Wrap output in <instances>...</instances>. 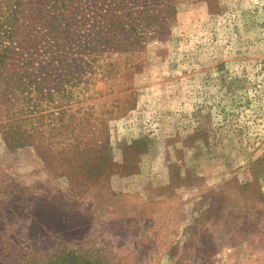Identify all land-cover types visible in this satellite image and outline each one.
<instances>
[{
  "label": "rangeland",
  "instance_id": "obj_1",
  "mask_svg": "<svg viewBox=\"0 0 264 264\" xmlns=\"http://www.w3.org/2000/svg\"><path fill=\"white\" fill-rule=\"evenodd\" d=\"M18 14L0 264H264V0H21Z\"/></svg>",
  "mask_w": 264,
  "mask_h": 264
},
{
  "label": "trees",
  "instance_id": "obj_2",
  "mask_svg": "<svg viewBox=\"0 0 264 264\" xmlns=\"http://www.w3.org/2000/svg\"><path fill=\"white\" fill-rule=\"evenodd\" d=\"M7 3H11L10 8L8 9ZM4 2L5 4V11L8 10V18H7V24L4 25L5 27V31L2 32L3 36H0V45H3V42H7L9 45L0 48V82L1 81H6L7 78L5 77L6 73L5 71H8L9 69V61H11L14 57V53H13V45L14 44L16 46V41L17 39L14 37L15 34V23L18 21L19 19V7L21 4V0H10V1H6ZM16 6H19L18 8H16ZM107 11H112L113 9H111L110 6L107 7ZM114 17V16H111ZM115 26L112 24H109V26H105L103 27V29L105 28V32H103V35H107L108 32L111 30V28H114ZM90 37V36H88ZM96 55H87L85 54V56H83L85 58V62L88 61L89 64H93V62L96 60L95 57ZM44 70V69H43ZM17 79L12 78V81H16ZM23 81V80H22ZM19 82V81H18ZM30 82H32V79L30 80ZM34 84H30L28 87H26V89H28V92H26L25 98L23 100H27L28 102H33L32 99L36 101H39L37 96H34V94L36 95L37 90L39 89V87H34ZM3 86H7V85H3ZM7 90V89H6ZM34 102V103H35ZM34 103L31 105L32 110L29 111V113L34 112V107H36V105H34ZM74 264H79L78 262H72ZM84 262H82L83 264Z\"/></svg>",
  "mask_w": 264,
  "mask_h": 264
}]
</instances>
